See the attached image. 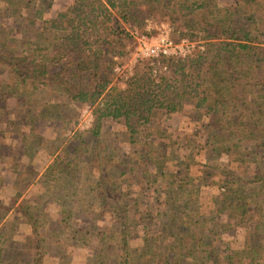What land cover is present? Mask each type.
I'll list each match as a JSON object with an SVG mask.
<instances>
[{"label": "trees", "instance_id": "16d2710c", "mask_svg": "<svg viewBox=\"0 0 264 264\" xmlns=\"http://www.w3.org/2000/svg\"><path fill=\"white\" fill-rule=\"evenodd\" d=\"M2 1L19 8L27 20L31 0ZM35 12L29 17L33 25L38 21L37 28L30 30L33 40L22 31L23 40L17 43L16 30H0V70L4 86L11 87L3 97L20 96L14 87L28 89L29 94L55 88L68 102L91 107V127L73 131L68 139L72 148L65 147L69 159L54 158L46 173L51 179L74 177L81 163L90 173L97 171L96 180L86 178L118 224L111 243L116 254L109 259L116 264H150L145 259L150 254L158 257L156 264H179L174 257L179 250L184 264H264V152L259 153L264 151V121L253 116L262 108L249 106L253 92L262 99L258 106L264 104V0H72L47 19L38 9ZM7 14L20 18L19 13ZM148 21L168 23L173 42L186 41L187 51L184 55L157 52L129 70L117 71L118 58L130 51L128 44L154 32L146 28ZM185 101L195 112L201 138L194 143L193 134L186 133L187 148L195 154L223 155L227 161L217 163L213 172L200 170L192 176L188 172L194 162L185 156L180 163L185 175L170 172L162 182L156 178L162 177L168 156L163 150L175 142L169 143L173 130L154 120L160 113L181 111ZM51 107L61 114V104ZM39 116L47 118L32 113L30 123L39 121ZM106 119L121 123L130 151L120 156L107 150L105 165L115 173L107 171L104 176L99 173L103 165L96 160V147L89 148L92 139L100 138ZM242 138L260 139L245 158L237 147ZM88 151L95 153L93 159L84 156ZM247 172L255 173L247 179L249 186L244 184ZM129 176L140 190L152 187L157 193L155 202L164 207L156 215L164 216L159 233L171 240L172 251L156 255L153 246H145L134 247L142 251L140 259L132 254L129 228L143 219L131 218L130 204L123 201ZM202 188L211 203L205 214L199 202ZM138 205L133 203L139 213ZM34 246L39 256L32 264H41V252Z\"/></svg>", "mask_w": 264, "mask_h": 264}, {"label": "rangeland", "instance_id": "374dc122", "mask_svg": "<svg viewBox=\"0 0 264 264\" xmlns=\"http://www.w3.org/2000/svg\"><path fill=\"white\" fill-rule=\"evenodd\" d=\"M71 1L31 0L30 8L27 9L28 15L32 19L38 9L40 15L47 19L55 12L66 8ZM18 9L12 5L7 7L0 0V30L5 31L6 28L16 30L17 43L23 40V38L19 39L22 31L25 38L28 36L29 40H33L30 30L37 28L38 21H34L33 25L28 16L27 20H24ZM7 13H19L20 18L17 14L9 16ZM146 28L154 32L150 36L139 35L134 43L128 44L130 51L123 58H118L121 63L116 66L117 71L129 70L135 63L140 62L141 58L164 49L167 53L181 55L187 51L186 41L173 42L171 26L168 23L148 21ZM10 37L9 34L8 40ZM5 83V75L0 70V264H32L33 258L39 256L33 252L37 251L34 245H38V251L41 252V264H116L114 259L109 257L114 254L111 243L117 236L118 224L114 222L113 214L107 212V202L101 201L97 188L92 190L93 182L86 178V175H89L96 180L99 175L97 171L92 169L90 173L88 165L83 166L84 163H81L82 168H79L74 177L51 179L46 173L47 166L54 158L69 159L70 153L66 148H72V140L68 142V139L73 131H82L91 127L93 120L91 107L83 103L68 102L55 88L29 94L28 89L14 87L20 96L3 97V93L11 92V87H5ZM119 85H123L122 82H119ZM250 100L249 106L253 109L262 108L261 114L254 113L253 116L258 118L261 116L264 121V104L258 106L262 99L257 98L253 92L250 94ZM56 103L61 104V114L58 115L55 112L58 109L51 107ZM28 109L47 118L39 116V121L36 120L31 124L32 113H27ZM204 118L203 116L202 119ZM154 121L168 130H173L172 140L169 143L175 142L174 147H165L163 150L168 156L164 160L163 175L161 178L157 177V180L167 181L170 172L185 175L180 165L186 161L185 156L190 155L187 161L191 159L194 162L191 164L194 166L188 172V175L192 176L200 170L213 172L217 163L223 164L227 161L223 155L216 157L209 152L203 154V151L195 154L196 150L187 148L184 140L186 133L190 136L193 134L194 143L201 141L197 133L196 115L188 101L184 102L181 111L168 115L160 113ZM102 127L100 138L90 141L89 150L91 147H96L99 153L96 160L103 165L99 173L107 176V171L115 173L114 169L107 170L105 165L107 150L124 156L130 151V145L124 141L126 135L123 134L124 130L119 121L106 119ZM259 141L260 139L244 138L238 140L239 156L245 158L252 154L255 143ZM55 147H59L56 152ZM171 151L173 154L170 153ZM263 152L261 150L259 153ZM94 154L88 151L84 156L93 159ZM256 172H262L261 168L256 169ZM254 174V172L244 174L245 185L249 186L247 179H251ZM132 180L134 181L129 176L128 184L123 186V191L128 192L126 196L124 195L123 201L128 200L130 204L131 218L141 216L143 219L139 224L131 225L129 228L131 235L129 244L134 249L132 254L137 260L140 259L139 255L142 251L134 247L145 246H153L152 251L156 255L169 252L171 249L168 245L171 240L159 233L160 218L164 216L156 215L164 207L162 203L155 202L157 193L152 187L140 190ZM63 182L65 183L62 184ZM104 186H107V182ZM201 190L199 202L201 212L205 214L211 203L206 188ZM14 198L17 199L16 202ZM134 202L139 203V213L134 211ZM119 204L121 202L117 203ZM144 224H147L146 230ZM114 248L116 250L117 247ZM174 257L177 261L180 260L179 264H184L179 250H176ZM157 258L150 254L145 256L150 264H156Z\"/></svg>", "mask_w": 264, "mask_h": 264}, {"label": "built area", "instance_id": "2783aa9c", "mask_svg": "<svg viewBox=\"0 0 264 264\" xmlns=\"http://www.w3.org/2000/svg\"><path fill=\"white\" fill-rule=\"evenodd\" d=\"M162 52H163V53H167L165 49H164V50H162Z\"/></svg>", "mask_w": 264, "mask_h": 264}]
</instances>
